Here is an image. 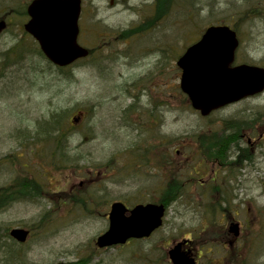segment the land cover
I'll list each match as a JSON object with an SVG mask.
<instances>
[{
    "label": "rangeland",
    "instance_id": "374dc122",
    "mask_svg": "<svg viewBox=\"0 0 264 264\" xmlns=\"http://www.w3.org/2000/svg\"><path fill=\"white\" fill-rule=\"evenodd\" d=\"M142 1L82 0L83 10L87 12L83 20L84 46L87 49L96 48V42L99 44L98 33L106 31L105 28L129 25L134 28L135 34L137 28L143 26L145 8ZM175 1L182 5L174 4L175 10L161 19L160 25L146 29V32L141 31L126 45L112 43L102 46L90 59L71 67L73 75L70 81H63L53 71L45 72L46 61L34 51L31 52L32 47L28 49L25 46L29 40L21 32V16L16 13L10 16L8 29L0 36V158L13 154L15 156L12 158L17 162L36 161L35 156L23 153L19 147V131L29 132L31 137L37 127L36 122L59 109L70 110V118L79 112H88L87 118L75 128L69 140L70 146H77L83 156L79 169L54 176L49 173V180L47 176L44 179L46 183L49 182L52 192H49V199H38L41 205L21 201L0 212V236L8 232L7 228H36L40 215L47 212L48 222L32 229L22 248L27 250L23 255L25 264H149L150 260L155 264H166V258L154 261L156 254L162 256V253L165 254L164 248L189 234H200L193 241L199 256L198 264H238L249 253V245L245 244L247 241L243 243V239L250 238L255 222L250 226L251 232L249 228L242 234V245L235 249H224L214 237L220 234L223 225L205 228V222L209 221L203 217L206 214L203 208L198 212L179 204L168 209L163 226L151 238L131 241L122 247L100 251L94 249L93 241L107 229V214L112 202L141 203L150 199L152 194H158L156 188L166 175L165 170L164 177L157 175L156 162L160 164L166 152L171 155L173 169H185L181 174H188L197 163L191 156L197 150L194 142L200 136L198 132L211 127L217 129L216 124H222L226 117L239 121V108L244 109L242 114H247L246 118L248 110L257 108V123L264 117L262 93L255 100L216 112L206 119L200 118L197 112L189 109L188 101L179 90L180 71L175 66L176 57L207 26L227 24L235 13L253 10V7L264 10V0ZM19 2L21 0H0V14L11 7L18 8ZM151 19L155 22L157 18ZM94 22H103L106 27L102 28ZM243 25L244 28L249 26L248 23ZM240 34L242 42L237 59L257 62V65L264 67V18H257V39H253L251 36L254 34L251 35L246 29L240 30ZM12 44H20L25 56L16 64L3 67L5 51ZM247 53L252 59L244 57ZM40 72H44L43 75ZM125 84L130 89L127 90ZM121 86L126 88L125 93L121 92ZM133 88L141 90L133 91ZM132 98L137 105L140 104L143 116L136 112L127 115L128 121H134L137 125L125 126L122 110L132 103ZM156 102L161 103L154 107L152 104ZM89 108L92 113L88 111ZM82 138L86 143L81 142ZM139 143L142 144L137 150L139 154L144 152L142 146H149L154 151L148 154L154 167L140 160L132 169L131 165H127V158H130L128 150ZM156 150L161 151L162 155L158 156ZM260 151L261 159L256 164L257 176L255 168L250 167L244 171L243 177L237 175L230 182L241 180L248 192L247 199H252L251 212L242 209L238 218L242 222L257 220V232L262 230V238L257 236V264H264V175L261 173L264 171V143ZM210 170L202 172L196 166L191 171L196 175L195 185L200 183L199 179L206 181ZM5 179L3 166H0V185ZM62 189L64 193H54ZM203 190L193 185L191 189L188 188L187 194H192L198 200ZM72 193L76 194L75 197L82 193L86 198L90 194L92 204L87 207H82L80 203L73 204L68 199ZM63 200H67L66 206L64 203L61 205ZM200 230L205 231L201 233ZM250 256H253L252 253ZM2 259L3 253L0 251V264Z\"/></svg>",
    "mask_w": 264,
    "mask_h": 264
},
{
    "label": "water",
    "instance_id": "95a60500",
    "mask_svg": "<svg viewBox=\"0 0 264 264\" xmlns=\"http://www.w3.org/2000/svg\"><path fill=\"white\" fill-rule=\"evenodd\" d=\"M80 0H34L27 7L29 20L24 30L39 45L44 57L56 67H66L88 56V50L77 44V21ZM0 20V34L6 29ZM238 40L228 26H210L198 41L187 47L177 59L179 88L190 106L200 116L264 91V68L250 65L231 67ZM165 207L160 204H138L128 210L121 202L110 205L108 228L98 236L99 249L124 245L130 239L148 238L161 227ZM10 236L25 242L28 231L15 228ZM187 241L175 243L167 256L171 264H195ZM58 264H66L60 262Z\"/></svg>",
    "mask_w": 264,
    "mask_h": 264
},
{
    "label": "flooded vegetation",
    "instance_id": "af4514ba",
    "mask_svg": "<svg viewBox=\"0 0 264 264\" xmlns=\"http://www.w3.org/2000/svg\"><path fill=\"white\" fill-rule=\"evenodd\" d=\"M33 0H21L20 3H22V7L25 5V9L31 3ZM141 4L144 6V16L143 18V25L151 24L152 21H150L151 18H157L159 21H157V24H154L151 28H153L156 25H159L160 20L168 17L169 14H171L175 9H173V5H177V2L175 0H143ZM257 4V2H255ZM251 8V7H250ZM256 7H253V10H245L235 13L231 18V22H229V26L231 29H233L237 37L239 39V46L235 51L234 54V61L232 66L247 64V65H257V62L252 61H239L237 59V53L240 50L241 46V34L240 30L246 29L248 33L251 35L253 39H257V18H264V10H258L254 9ZM173 9V10H172ZM168 14V15H167ZM87 12H84L82 0H81V10L77 21V27H78V35H77V43L80 46H84L85 43L82 41V37L85 36V30L83 28L84 23L83 20L86 19ZM28 20L26 17L25 22ZM248 23L249 26L244 28L245 26L243 24ZM93 24L101 25L102 28H105L106 25H104L103 22H94ZM86 25V22H85ZM106 31L101 30L98 33V42H96L97 46L96 49H100L102 46L111 45L112 43H115L117 45L124 44L126 45L128 42H130L133 39L134 33H133V27L126 26V27H120L116 26L112 29L105 28ZM34 43L35 40L32 39ZM85 47V46H84ZM246 59H252L249 54H245L244 56ZM257 99V95L253 97H249L246 99H243L241 101H238L236 103H233L231 105H228L224 107L222 110H228L229 108L242 104L244 102L252 101ZM134 102L132 98V103ZM132 103L130 104L131 107ZM127 107V106H124ZM137 110L142 109L140 104H136ZM246 108V107H244ZM240 110V119L239 122H233L236 120H233L234 117H226L224 118L226 122L216 124L217 129L220 128L218 133H221L225 136H227L230 140L229 148L225 151L223 155V161L221 162L219 155L212 156L213 162L208 160V158L202 156L194 155V158L198 160L196 165H194L193 169L195 170L196 166L201 168V171L204 172L207 169L210 170V174L208 175V178L206 181L199 179L200 183H198V187H202L203 192L207 193L208 196V208L207 213L209 215V218L211 220H207L209 222H205L206 224L203 227H210L215 226L216 224L223 225V228L220 232V234L215 235L214 237L221 242V246L224 249H235L236 246L242 245V234L244 233L245 229L250 228L251 232V225L255 222L256 224L253 225V233L250 235V238H244L243 243L247 241L245 244L249 245L250 251L246 256H243L242 259L238 264H249L253 262L254 264H257V220H245L244 222L240 221L238 218V215L240 217L241 210L245 209V212L250 211L251 206V200L247 199V190L245 189L246 186H243L241 184V180H238L236 182L233 180L231 183L230 181L235 178L236 172L229 171L228 169L231 167L228 163L229 162H235L238 163L235 167L240 166V162L245 160H251L253 163H257V160L261 159L260 154V148L262 147V144L264 143V117L260 122L257 123V108L255 110H248V118L247 114H242L244 112L243 108H239ZM219 111V112H220ZM86 112H84L83 116L85 118ZM134 114L133 111H131L130 115ZM260 117V116H259ZM134 122V121H133ZM133 122L130 121L128 126H131ZM246 122V123H245ZM222 126V127H221ZM210 131H215V128H209ZM217 133V132H216ZM212 151L220 152V149H211ZM260 151V152H259ZM13 155L9 154L8 156L5 155L0 158V166H3V171L6 179L3 181V183L0 185V212H3L10 207L16 205L17 203L21 202L20 198L17 196V192H19L18 184L21 182V180H26V183L30 182H37V178H41V180L45 181V177L47 176V179L49 177V172L47 171L46 174V168L43 166L42 171L40 173L37 172V168L28 166L26 167L23 165L25 169H22L21 161L17 162V160L12 158ZM165 157V156H164ZM16 158V157H15ZM206 164H205V163ZM7 164V165H6ZM255 165V164H254ZM20 166V169L18 167ZM222 166H225L227 171H222ZM161 169L165 170V165L163 162L160 164ZM257 167L254 169L255 176H257ZM242 173V172H241ZM264 175V171H261ZM194 176H196L193 173ZM243 174H240L241 177H243ZM251 175V174H250ZM164 177V174H163ZM263 179V178H262ZM34 180V181H32ZM44 186L48 187L49 182H43ZM257 183V182H255ZM264 183V182H263ZM32 184V183H30ZM240 184V186H238ZM223 185V186H220ZM44 187V188H46ZM164 187V185L162 186ZM196 188V187H195ZM202 193V192H201ZM42 201L44 199H48V196L42 191ZM204 195V194H201ZM247 199V200H245ZM36 200L33 199V201ZM25 201H32V199L25 198ZM42 203L39 201V204ZM41 205V204H40ZM257 206V204H256ZM253 207V206H252ZM204 228V229H205ZM10 231V230H9ZM9 231L6 235V233L3 232V236H0V243L3 241L1 245V251L6 255L7 249H14V251H18L22 246L21 243L17 241H13L9 237ZM201 233L204 232L200 230ZM212 232H214L212 230ZM200 235V234H199ZM198 235V236H199ZM30 236V234H29ZM198 236L190 235L189 238H185L189 240V244L185 246L186 249H189L192 256H195L196 264L199 263V256L196 252V248L193 246V241L196 240ZM4 241H11L10 244H5ZM213 249V248H212ZM213 250L210 252L212 253ZM250 253H252V257L250 256Z\"/></svg>",
    "mask_w": 264,
    "mask_h": 264
},
{
    "label": "trees",
    "instance_id": "16d2710c",
    "mask_svg": "<svg viewBox=\"0 0 264 264\" xmlns=\"http://www.w3.org/2000/svg\"><path fill=\"white\" fill-rule=\"evenodd\" d=\"M12 1V0H11ZM13 13H16L17 15L21 16L22 22L23 18L26 17L25 12V6L22 7L18 4V8H10L9 10H5L4 14L0 16V19L6 18L8 16L13 15ZM23 17V18H22ZM157 21H155V24ZM153 22L151 24H146L143 26H140L137 28L136 33H141V31H144L148 29L149 27L153 26ZM23 28L21 27V30ZM24 36L26 34L24 31H21ZM30 40V38H29ZM25 46L30 49L31 52H35L37 55H39L44 61L45 58L41 54V52L38 49V46L29 41V43H25ZM24 49L20 44H12L6 51H5V58L3 62V67H8L11 64H16L20 60H22L25 56ZM94 53H96V48L89 49V56L87 59H90ZM98 53V51H97ZM101 53V52H99ZM177 56V55H176ZM175 56V57H176ZM178 57V56H177ZM176 57V58H177ZM86 60V59H85ZM47 65V71L45 72H55L58 76L63 79V81H70L72 78V73L70 72L71 67L67 68H55L51 66L48 62H46ZM41 75H43L44 72H40ZM126 85V84H125ZM142 87L141 85H139ZM127 90L130 89V86L126 85ZM121 92L125 93L126 88L120 87ZM135 90H141L133 88V91ZM142 96V95H141ZM183 98L187 101V98L183 95ZM161 102H156L155 104H152L154 107H157V104H160ZM188 103V102H187ZM189 105V104H188ZM152 109V108H151ZM190 109V106H189ZM142 110V109H141ZM70 110L66 109H59L52 113H50L46 118H43L39 121H37V127L34 130L33 136H29L28 133H25L24 136L28 137L27 140H23V142L19 145L21 147V150L23 153H27L29 155L35 156L37 160L33 163V166L37 167V172L40 173L41 168L40 165L43 164L47 167H52L51 171L53 173H59L61 174L64 171L72 170L77 171L80 167V161L83 159V156L79 152L77 146H70L69 140L71 134L75 130V126L70 123ZM152 111V110H151ZM90 112L92 113V109L90 108ZM143 113V110L141 111ZM130 113V107L126 108L123 112L124 118ZM224 120V119H223ZM223 122V121H222ZM218 132V130H217ZM207 136L206 134L201 135L199 137V144L201 152L204 156L212 155L217 156L219 155L220 158L223 157L225 151L229 148L230 142L229 138L223 134L215 133L212 137ZM209 140V141H208ZM137 143V142H136ZM139 145H134L130 148V158H127L128 163L127 165H131V169L133 166H135L137 160H140L144 164H148V159L146 158L148 154L153 153V150L151 151V147L149 146H142L144 152L141 154H135V152L139 149ZM141 148V149H142ZM220 149V152L212 151L211 149ZM165 155L168 157V153L166 152ZM220 161H223V158L220 159ZM248 161V160H246ZM173 163V162H172ZM171 160L167 158L166 160V181L163 184L164 187L160 186L158 189H156V192L158 190V194L150 196V199H148V202L152 203H158L163 204L165 208L168 209L171 208L173 205H182L186 208H191L192 210H201L203 208V212L206 213L203 217L207 218V220H211L209 218V215L207 213L208 208V196L207 194L203 193L201 191V194L199 195L198 200H196L192 194H187V190L192 185L189 183L188 179L189 176H185L184 178H180L179 174L181 170L185 171V169H181L178 171H175L173 168L169 167L172 165ZM243 164L242 163V167ZM148 166V165H147ZM154 167V166H153ZM133 171V170H132ZM156 171H158V165H156ZM58 175V174H57ZM171 177V178H170ZM26 180H21V182L18 184L17 190V196L20 198L21 201H25V198L29 199H35L39 198L42 194L41 192H44V184H42L39 180V177L37 178V182H30L26 183ZM34 181V180H32ZM32 183V184H30ZM193 183V182H192ZM75 193H72L70 197L68 198L70 201H72L73 204L80 203L82 207H87L92 204V200L90 197H92L90 194L87 195L88 198H86L82 193L78 194L75 197ZM97 204V202H93ZM64 204L67 205V200L64 201ZM134 205V204H131ZM47 212H43L38 222L44 221L42 223L36 224V228H29L31 231L32 229H37L44 222H48L49 219H46ZM2 243H0V249H1ZM95 249V248H94ZM23 252V251H22ZM19 250L14 251V249H7L6 255H3V260H1V264H25V258H20L19 256ZM162 257L166 258V256L162 253V256L156 254L155 260H158ZM152 258V257H150ZM4 261V262H3ZM149 264H155V262H152L150 260Z\"/></svg>",
    "mask_w": 264,
    "mask_h": 264
}]
</instances>
